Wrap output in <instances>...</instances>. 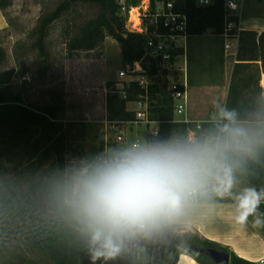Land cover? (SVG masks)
Segmentation results:
<instances>
[{
    "label": "trees",
    "instance_id": "trees-1",
    "mask_svg": "<svg viewBox=\"0 0 264 264\" xmlns=\"http://www.w3.org/2000/svg\"><path fill=\"white\" fill-rule=\"evenodd\" d=\"M73 1L65 0L55 10L39 18L33 33L36 35L35 47L45 54L44 43L51 24L60 18ZM97 4L98 15L81 26L77 34L66 40L70 52L93 50L99 47L107 36L113 37L121 46L124 66L139 61L149 75V112L153 120L160 121L159 138H186L188 131L197 130L196 122L177 120L174 114L175 98L169 87L168 72L163 70L157 58L149 53L148 39L155 26L148 24V33L128 30L126 17L122 13L121 0H82ZM152 12L158 2L165 4L171 0H150ZM173 10L187 16L188 35H200L208 31L221 35L226 22V0H214L208 5H198V0H173ZM125 5H138L140 0H124ZM12 0H0V9H6ZM231 19L238 21V16ZM159 32H165L160 24ZM175 53L182 54L178 49ZM237 59L233 66L228 89L226 109L235 110L238 120L253 121L258 111H264V90L260 86V73L264 70V31L245 29L241 31ZM5 60V50L0 45V65ZM261 62V64L258 63ZM14 69L0 70V264H93L86 242L79 239L70 229L45 216L40 193L44 185L63 171L67 166L65 137L58 134L62 124L59 116L67 111L63 97L54 95L47 103L39 105L25 102L21 92L10 88L15 77ZM115 81H107L106 118L118 126L133 120L135 112L128 109L127 103L136 100L144 92L138 82L132 81L125 89L126 97L116 89ZM216 121H204L197 137L204 136L215 128ZM154 135L149 134V138ZM118 147L115 140L109 143ZM104 147V139L100 150ZM6 158H17L21 166L29 171L24 182L8 177L3 171ZM84 158L83 152L80 159ZM48 166L43 168L45 163ZM43 168V169H42ZM42 169V171H41ZM253 187L264 181V152L254 161H248L239 170ZM35 175L37 178L34 179ZM208 200V199H206ZM215 201L231 202L229 194ZM259 213L264 214V203ZM15 224L21 229V242L15 244L13 229ZM264 235V227H262ZM7 241V243H5ZM145 249L156 257L173 258L169 264H176L181 252L191 255L201 264H216L201 252L210 247L224 250L230 254V264H260L238 256L227 247L200 238L197 234L160 233L143 238ZM10 243V244H8ZM138 254V253H137ZM133 253L121 252L114 258L97 259L95 264H138Z\"/></svg>",
    "mask_w": 264,
    "mask_h": 264
},
{
    "label": "clouds",
    "instance_id": "clouds-1",
    "mask_svg": "<svg viewBox=\"0 0 264 264\" xmlns=\"http://www.w3.org/2000/svg\"><path fill=\"white\" fill-rule=\"evenodd\" d=\"M264 152V111L244 123L220 108L215 128L189 136L108 149L65 166L40 193L42 213L86 242L93 264L114 258L133 239L174 228L200 200L224 196L235 173ZM264 191L236 196L235 222L264 227Z\"/></svg>",
    "mask_w": 264,
    "mask_h": 264
},
{
    "label": "rangeland",
    "instance_id": "rangeland-1",
    "mask_svg": "<svg viewBox=\"0 0 264 264\" xmlns=\"http://www.w3.org/2000/svg\"><path fill=\"white\" fill-rule=\"evenodd\" d=\"M63 1L65 0H12L9 7L0 9V16L2 13V17L5 19L3 24L0 23V45L5 50V60L0 65V70L14 69L16 74L11 81L10 88L21 92L25 97V102L42 105L51 101L54 95L66 100L67 111L59 116L58 122L62 124V127L58 134L65 137V154L67 165H70L80 161L82 152L84 158L94 156L99 152L100 143L104 139L102 128L107 123L104 119L106 82H119L121 80L119 72L126 66L122 61L121 46L111 36H107L96 49L68 51L66 40L71 35L77 34L81 26L95 18L100 11L97 4L82 0L73 1L66 12L51 24L44 43L45 54L35 47L36 35L33 30L37 26L39 18L55 10ZM237 1L239 4L242 3L241 0ZM242 9L246 11L245 18H253L252 24L255 21L264 24L263 0H251L250 5L243 6ZM242 9L229 11V13L235 16L237 11L240 12ZM252 24L248 23L246 26L251 27ZM217 41L221 42L222 40L221 38L214 40V42ZM185 53L187 56V45ZM190 56L192 57L191 48ZM177 60L178 63H182V56ZM216 61V58L212 59V63L217 64ZM231 75L232 70L229 66L226 74L227 83L231 81ZM168 77L169 82L173 81L174 76L171 72ZM221 106L219 104L216 108L211 107L212 116L208 121L216 120L217 112L223 108ZM150 131L151 128L145 124L126 126L128 139L131 141L137 137L141 139V143L183 139L180 136L159 138L158 134L149 138L148 141ZM106 133L109 142H114V133L111 129ZM126 146H130V143L118 144L115 149ZM48 164L46 162L43 168ZM3 171L8 177L22 182L25 180L23 178L29 174V171L21 166L17 158H6L3 161ZM36 178L37 175L34 179ZM247 187L253 186L244 184L238 179L234 184V195L237 196ZM254 188L264 191V181L259 187ZM216 197L218 196L214 195L208 200H214ZM20 226L23 225L19 224ZM19 227L15 224L8 225V229L14 231L12 242L15 244H19L22 240L21 234L23 233ZM181 228L175 226L164 233L180 235L181 231L177 233L176 229L182 230ZM121 252L138 253L136 256L138 264H169L173 258V255L170 254L162 259L149 253L146 249L135 251L128 242Z\"/></svg>",
    "mask_w": 264,
    "mask_h": 264
},
{
    "label": "crops",
    "instance_id": "crops-1",
    "mask_svg": "<svg viewBox=\"0 0 264 264\" xmlns=\"http://www.w3.org/2000/svg\"><path fill=\"white\" fill-rule=\"evenodd\" d=\"M122 1L124 2V0ZM241 1V9L243 6L247 7L251 3V0ZM139 4L140 3H138V5ZM121 11L126 17L127 24V13L123 12L122 9ZM245 15L246 11L243 9L240 12L237 11V14H235V16L239 17L237 22H240L243 30L251 29L258 31L259 33L264 31V24L257 23L256 21L252 24L253 18H245ZM2 16L1 13L0 23L3 24L5 19ZM248 23L252 24L251 27L246 26ZM218 38H221L222 41L214 42V40ZM186 45L187 56L186 53L185 55H180L179 57L182 56V63H178V60H176V66H183V58H186L189 85L187 116L194 122L208 121L212 116V106L216 108L220 104L222 105L221 107H226L230 85V82H226V74L229 66L233 71L234 64L238 62L237 55H226L223 36L211 33L210 31L200 35H188ZM190 48L192 57L190 56ZM181 49L183 50V48ZM179 57L177 59H179ZM213 58L217 59V64L212 63ZM258 63L261 64L260 61H258ZM171 74L175 77L179 73L177 74V72L172 71ZM106 92V89H104L105 120H107ZM127 106L130 110L135 108L133 101L128 102ZM240 121L244 123L251 122L244 120ZM155 125L156 124H153L152 126ZM238 179L244 184L250 185L240 171L235 173V182H237ZM233 189L234 186L229 193L232 198L231 202L200 200L195 203L189 209L187 216L182 222L176 225L177 227H182V230L176 229V232L179 233V231H181L182 234H197L202 239H207L227 247L231 252H234L240 257L259 262L261 258L264 257V235L262 228L252 227L253 217H249V222L246 226H241L235 222L236 196L234 195ZM256 189L259 190V188ZM261 203H264V201ZM143 249L145 248H142V250ZM176 264L201 263L191 255L181 252Z\"/></svg>",
    "mask_w": 264,
    "mask_h": 264
},
{
    "label": "built area",
    "instance_id": "built-area-1",
    "mask_svg": "<svg viewBox=\"0 0 264 264\" xmlns=\"http://www.w3.org/2000/svg\"><path fill=\"white\" fill-rule=\"evenodd\" d=\"M213 1L214 0H198V5H208L213 3ZM122 3L123 12L127 13L126 27L128 30L138 33H148L147 20L150 24L155 26V31L152 32L148 39L149 53L158 59L161 68L168 72V76L172 71L179 73L173 78V81L169 82V87L173 90L175 98L174 114L177 120L191 122L187 116L189 105V85L186 58H183V66H176L177 58L180 55H185L186 52L188 37L187 16L173 10V0L168 1L166 4L164 2H158L154 12H152L150 0H141L140 4L135 7H127L123 1ZM239 8L240 4L236 0L225 1L226 22L221 35L224 39V49L226 55H237L239 48L240 35L243 27L240 22L231 19L233 15L229 13V11L238 10ZM134 14L138 16V23H135L133 18ZM160 24L165 28V32L157 31ZM179 48H183L184 53H175ZM119 76L121 80L116 82L115 87L123 97L127 96L125 89L129 87L130 82L132 81L138 82L140 87L144 89V92L138 94L137 99L133 100V103L135 104V108L133 109L135 112V118L133 120L125 121L123 126H118L115 123L106 120L107 123L104 128H102V132L104 134V147L99 151V153L112 148L109 144L110 142L106 133L108 130L110 131V129L114 133V140L117 143L126 144L129 142L130 145L133 143H141V139L138 137L133 141L128 139L129 137L126 132V126L128 125L145 124L151 128L150 132L154 136H157L160 131V121L153 120L150 117L148 85L150 84L151 79L143 69L141 63L137 61L127 65L124 70L119 72ZM260 86L264 90L263 69L260 73ZM201 123L202 122H196L197 130H189L187 136L197 137V132L201 129ZM153 124L156 125L152 126ZM259 263L264 264V257L261 258Z\"/></svg>",
    "mask_w": 264,
    "mask_h": 264
},
{
    "label": "water",
    "instance_id": "water-1",
    "mask_svg": "<svg viewBox=\"0 0 264 264\" xmlns=\"http://www.w3.org/2000/svg\"><path fill=\"white\" fill-rule=\"evenodd\" d=\"M128 243L133 246L135 251L145 248L143 239H133L128 241ZM201 252L207 255L216 264H230V254L224 250L206 247L202 248ZM133 256H135V253H133Z\"/></svg>",
    "mask_w": 264,
    "mask_h": 264
},
{
    "label": "bare ground",
    "instance_id": "bare-ground-1",
    "mask_svg": "<svg viewBox=\"0 0 264 264\" xmlns=\"http://www.w3.org/2000/svg\"><path fill=\"white\" fill-rule=\"evenodd\" d=\"M133 18L135 20V23H138L139 22L138 16L136 14H134Z\"/></svg>",
    "mask_w": 264,
    "mask_h": 264
}]
</instances>
